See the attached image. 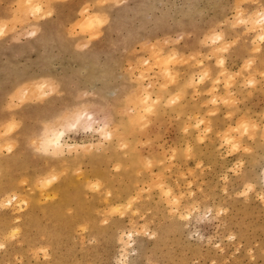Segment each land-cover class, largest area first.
Wrapping results in <instances>:
<instances>
[{"label":"rangeland","instance_id":"rangeland-1","mask_svg":"<svg viewBox=\"0 0 264 264\" xmlns=\"http://www.w3.org/2000/svg\"><path fill=\"white\" fill-rule=\"evenodd\" d=\"M0 264H264V0H0Z\"/></svg>","mask_w":264,"mask_h":264},{"label":"bare ground","instance_id":"bare-ground-1","mask_svg":"<svg viewBox=\"0 0 264 264\" xmlns=\"http://www.w3.org/2000/svg\"><path fill=\"white\" fill-rule=\"evenodd\" d=\"M47 131V130H46ZM49 131H50V129H49ZM49 131H47V133L49 132ZM52 131V130H51ZM51 131L49 132V136H48V138H46V140H45V145L46 146H48L49 148H47V149H52V151L54 150V151H56V150H61V148H63V145L65 144H63V135H64V131L63 130H54L53 129V131L54 132H52L51 133ZM48 135V134H47ZM39 139V138H38ZM43 139H45V136H44V138ZM41 145H42V143H41ZM66 145V144H65ZM45 147V146H44ZM43 148V147H42ZM41 148V149H42ZM44 150H46V149H44ZM51 151V152H52ZM53 153V152H52ZM57 153H59V151L57 152ZM129 237H131V235H129Z\"/></svg>","mask_w":264,"mask_h":264}]
</instances>
